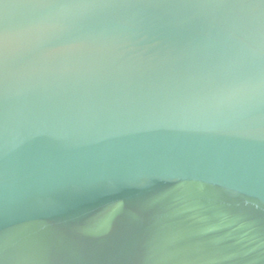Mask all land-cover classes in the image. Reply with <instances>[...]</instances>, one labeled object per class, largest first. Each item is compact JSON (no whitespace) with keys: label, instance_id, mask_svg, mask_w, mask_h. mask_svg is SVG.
Returning a JSON list of instances; mask_svg holds the SVG:
<instances>
[{"label":"water","instance_id":"1","mask_svg":"<svg viewBox=\"0 0 264 264\" xmlns=\"http://www.w3.org/2000/svg\"><path fill=\"white\" fill-rule=\"evenodd\" d=\"M0 264H264V0H0Z\"/></svg>","mask_w":264,"mask_h":264}]
</instances>
